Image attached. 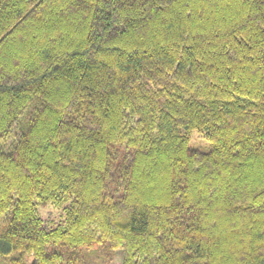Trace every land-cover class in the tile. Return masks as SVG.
I'll return each mask as SVG.
<instances>
[{
    "label": "trees",
    "instance_id": "trees-1",
    "mask_svg": "<svg viewBox=\"0 0 264 264\" xmlns=\"http://www.w3.org/2000/svg\"><path fill=\"white\" fill-rule=\"evenodd\" d=\"M118 252L264 264V0H0V264Z\"/></svg>",
    "mask_w": 264,
    "mask_h": 264
},
{
    "label": "rangeland",
    "instance_id": "rangeland-1",
    "mask_svg": "<svg viewBox=\"0 0 264 264\" xmlns=\"http://www.w3.org/2000/svg\"><path fill=\"white\" fill-rule=\"evenodd\" d=\"M195 148H199L201 150L208 149L207 142L205 139L200 136L198 133L193 134V143ZM194 145H192L194 147ZM40 215L45 219V221H49V224L58 225L64 221V211L61 208H56L55 206H47L44 208H40ZM123 255L122 252H118L117 257L115 258L114 264H122Z\"/></svg>",
    "mask_w": 264,
    "mask_h": 264
}]
</instances>
